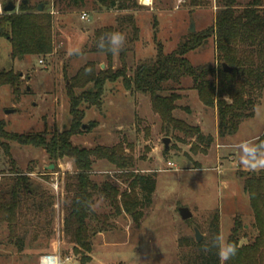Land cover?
Returning <instances> with one entry per match:
<instances>
[{
	"label": "rangeland",
	"instance_id": "obj_1",
	"mask_svg": "<svg viewBox=\"0 0 264 264\" xmlns=\"http://www.w3.org/2000/svg\"><path fill=\"white\" fill-rule=\"evenodd\" d=\"M21 1L13 0L15 10ZM249 1L238 0V4L245 6ZM199 2L193 6L191 0H138L135 10H115L101 7L98 0H85L83 7L64 0H30V5H42L43 11L53 14L54 50L48 55L12 58L10 42L0 36V70L22 73L20 98H15L10 86H0V120L6 122V130L25 134L47 131L49 139L55 131L69 128L73 116L67 86L81 66L89 61L100 69L125 66L133 77L139 66L155 57L159 43L170 53L189 38L192 23L194 33L200 34L214 24L218 0ZM6 3L0 0V16ZM262 4L264 7V0ZM84 12L87 17L82 19ZM134 26L139 30L137 37ZM117 31L124 33L126 42L110 62L97 42L108 40ZM186 58L193 65L216 64L214 37L189 51ZM192 85L189 76L180 84H165L181 94L174 117L212 135L209 145L167 127L153 111L150 95L127 90L121 78L106 82L99 106L80 103L86 127L72 136L74 145L90 148L123 142L134 159L132 170L156 177L152 203L143 205L139 223L124 212L118 213L105 193L95 194L89 218L94 231L91 253L69 241L65 232L66 182L75 171L73 161L61 158L51 169L53 161L44 148L10 141L8 156L0 146V194H6L17 170L31 171L27 174L35 189L21 204L17 235L22 247L10 236L7 223L0 222V264H40V257L53 253L60 256L62 264H81L82 258H87L86 264H190L195 253L190 246V240H195L193 227L197 226L204 238L215 214L226 241L236 217L245 225L247 236L242 242L251 239L255 235L253 213L240 174L251 170L242 160L244 145H264V90L254 116L243 120L235 134L220 138L216 108L205 106ZM82 91L75 90L76 94ZM92 122L95 126L91 128ZM165 138L169 139L168 150L164 149ZM125 172L98 160L90 178L123 192L130 180ZM53 182L59 185L58 192ZM180 207H187L192 217L183 219Z\"/></svg>",
	"mask_w": 264,
	"mask_h": 264
},
{
	"label": "trees",
	"instance_id": "obj_2",
	"mask_svg": "<svg viewBox=\"0 0 264 264\" xmlns=\"http://www.w3.org/2000/svg\"><path fill=\"white\" fill-rule=\"evenodd\" d=\"M69 1L74 7H83L85 0ZM101 7L115 10H135L139 7L138 0H98ZM193 6L199 5V0H191ZM262 0H250L245 6H240L238 0H218L215 22L203 33H190L189 38L179 47L165 53L159 43L154 58L138 67L133 77L127 74L125 66L114 70L111 66L105 69L97 68L96 63L89 61L81 66L70 78L68 96L70 111L73 116L69 128L55 131L47 138V131L17 133L6 130V122L0 120V146L10 156V141L22 145H32L44 148L49 158L57 166L56 161L68 157L73 161L75 171L67 177L68 191L65 232L69 241L74 242L82 250L91 253L92 232L89 218L93 215L95 194L105 193L118 213L124 212L139 223L143 217V205H150L156 189V177L152 174L133 171L134 159L126 152L123 142L112 146L97 144L86 148L74 145L72 136L83 131L82 119L84 113L79 109L82 101L89 105L101 104V97L107 81L122 79L127 90L148 93L154 112L160 115L167 127L182 131L200 142L212 143L213 136L206 135L199 126L188 125L185 121L174 117L173 111L178 108L176 101L181 94L166 83L180 84L182 78L191 77L192 88L197 91L200 101L207 107L216 108L217 133L220 138L235 134L240 123L255 114V106L264 90V7ZM133 21V17L130 18ZM0 36L8 39L11 45L12 58H24L28 55H48L54 50L53 14L39 11L37 5L21 1L18 10L4 11L0 16ZM138 28L134 26L137 37ZM210 37L215 39L216 64L193 65L186 54L202 45ZM105 47L98 46L99 51L106 53L111 62L113 53ZM223 63L232 68L226 71ZM22 73L13 69L0 70V86L12 88L16 99L21 96ZM76 89L82 93L76 94ZM169 90L168 95L160 92ZM95 123H90L94 127ZM261 140V138H260ZM260 143L258 142V145ZM98 160H106L129 177L128 189L120 192L108 182L97 184L90 178L93 165ZM31 172V171H28ZM27 172V173H28ZM24 171H15L16 177L6 194H0V222L7 223L10 236L17 238L22 247V238L17 231L21 215L23 197L35 194L33 182ZM123 173V172H122ZM240 178L244 191L247 193L253 213L252 228L255 235L247 242L245 225L239 217L234 220L233 227L227 238L236 245V255L226 264H264V169L242 172ZM220 234L218 214L212 218L207 236L200 242L190 240V246L195 249L190 258V264H221L216 250L205 253L204 245L213 236ZM87 258H82L81 264H86Z\"/></svg>",
	"mask_w": 264,
	"mask_h": 264
},
{
	"label": "clouds",
	"instance_id": "obj_3",
	"mask_svg": "<svg viewBox=\"0 0 264 264\" xmlns=\"http://www.w3.org/2000/svg\"><path fill=\"white\" fill-rule=\"evenodd\" d=\"M126 37L122 32H113L108 37L107 50L113 54H118L125 45ZM104 48V42L101 41L98 45ZM242 160L247 162V166L251 170L264 169V145H258L253 143H248L244 145ZM216 250V255L218 256L221 264H226V262L236 255L237 247L235 244L225 240L223 234H216L208 241L203 248L205 253Z\"/></svg>",
	"mask_w": 264,
	"mask_h": 264
},
{
	"label": "water",
	"instance_id": "obj_4",
	"mask_svg": "<svg viewBox=\"0 0 264 264\" xmlns=\"http://www.w3.org/2000/svg\"><path fill=\"white\" fill-rule=\"evenodd\" d=\"M6 1H7V3L3 7V10L6 11V12L14 11L16 9V4L13 2V0H6ZM22 1L24 3H28L30 0H22ZM38 10L42 11L43 10V6L39 5L38 6ZM0 30H1V27H0ZM190 31L191 32H195L194 23L191 24ZM105 38H106V36H105ZM223 68L226 71H231L232 70V68L228 67V65L226 63H223ZM85 127H86V125L84 124L83 128H85ZM164 149L165 150L169 149V139L168 138L164 139ZM50 168L53 169L54 168V164H51ZM179 213H180L181 217L183 219H185V220L186 219H190L192 217V213L190 212V210L187 207H180L179 208ZM193 229H194V235H195L196 242H200L203 239V234L200 232V230H199V228L197 226H194Z\"/></svg>",
	"mask_w": 264,
	"mask_h": 264
},
{
	"label": "built area",
	"instance_id": "obj_5",
	"mask_svg": "<svg viewBox=\"0 0 264 264\" xmlns=\"http://www.w3.org/2000/svg\"><path fill=\"white\" fill-rule=\"evenodd\" d=\"M0 11H1V6H0ZM87 17V13L84 12L81 15L82 19H85ZM40 62H43L40 60ZM53 188L58 192L59 190V185L57 183H52ZM40 264H62L61 258L57 253L53 254H46L40 257Z\"/></svg>",
	"mask_w": 264,
	"mask_h": 264
},
{
	"label": "crops",
	"instance_id": "obj_6",
	"mask_svg": "<svg viewBox=\"0 0 264 264\" xmlns=\"http://www.w3.org/2000/svg\"><path fill=\"white\" fill-rule=\"evenodd\" d=\"M8 40V39H7Z\"/></svg>",
	"mask_w": 264,
	"mask_h": 264
}]
</instances>
